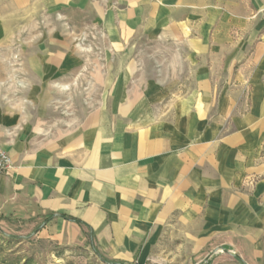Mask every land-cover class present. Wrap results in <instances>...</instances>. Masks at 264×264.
Segmentation results:
<instances>
[{
  "label": "crops",
  "instance_id": "0c3cea01",
  "mask_svg": "<svg viewBox=\"0 0 264 264\" xmlns=\"http://www.w3.org/2000/svg\"><path fill=\"white\" fill-rule=\"evenodd\" d=\"M122 2L129 35L154 32L164 41L184 43L191 63L209 62L212 30L224 32L216 41L227 48L232 26L253 31L244 40L238 35L237 53L225 59L238 77V90H230L214 109L210 71L203 66L195 72L194 97L178 105L169 133L164 121L140 119V128L131 132L129 119L112 126L94 113L79 127L50 135L0 109V148L13 161L0 174V216L43 219L36 231L46 238L61 244L88 236L97 249L100 239L108 254L121 257H128L119 239L130 232L132 216L146 224L180 212L188 223L200 216L218 230L231 222L243 230L263 222L264 6L252 7L248 0ZM226 126L234 131L217 135Z\"/></svg>",
  "mask_w": 264,
  "mask_h": 264
},
{
  "label": "rangeland",
  "instance_id": "374dc122",
  "mask_svg": "<svg viewBox=\"0 0 264 264\" xmlns=\"http://www.w3.org/2000/svg\"><path fill=\"white\" fill-rule=\"evenodd\" d=\"M213 2L218 4V0ZM248 3L264 6V0ZM125 6L122 0H0V109L19 114L31 129L50 135L69 132L91 115L95 117L94 113L105 115L112 126L129 119L131 132L140 128V119L164 121L163 130L169 133L178 105L194 97L190 93L197 86L195 72L203 66L210 71V97L217 101L214 109L230 90H238V77L225 59L237 53L238 35L244 40L253 31L232 26L226 31L227 38L233 39L227 48L216 41L224 32L212 30L209 62L194 59L191 63L187 57L192 51L184 43L164 41L154 32L135 30L129 35V24L122 16ZM245 90L244 103L248 102L249 83ZM5 129L12 132L15 126ZM220 129V136L234 131L229 126ZM180 214H167L163 222L146 224L132 216L127 224L130 232L119 239V250L128 257L108 254L102 240L96 239L103 255L98 253L88 236L59 244L36 231L43 219L0 216L3 232L16 236L9 240L0 233L2 261L264 264V221L248 230L233 222L218 230V225L200 216L188 223Z\"/></svg>",
  "mask_w": 264,
  "mask_h": 264
},
{
  "label": "built area",
  "instance_id": "2783aa9c",
  "mask_svg": "<svg viewBox=\"0 0 264 264\" xmlns=\"http://www.w3.org/2000/svg\"><path fill=\"white\" fill-rule=\"evenodd\" d=\"M13 167V161L8 152L0 148V174L8 172Z\"/></svg>",
  "mask_w": 264,
  "mask_h": 264
},
{
  "label": "trees",
  "instance_id": "16d2710c",
  "mask_svg": "<svg viewBox=\"0 0 264 264\" xmlns=\"http://www.w3.org/2000/svg\"><path fill=\"white\" fill-rule=\"evenodd\" d=\"M77 221L80 222V223H82V224H84V223H83L82 221H80V220H77ZM0 233L3 234V235H5V236H7V238H8L9 240H14L15 237H16V236H13V235L5 234L1 228H0ZM2 253H3V245L0 243V264H3V261H2Z\"/></svg>",
  "mask_w": 264,
  "mask_h": 264
}]
</instances>
